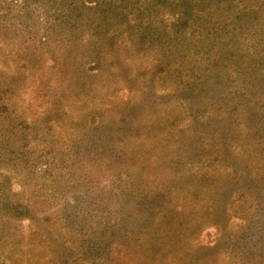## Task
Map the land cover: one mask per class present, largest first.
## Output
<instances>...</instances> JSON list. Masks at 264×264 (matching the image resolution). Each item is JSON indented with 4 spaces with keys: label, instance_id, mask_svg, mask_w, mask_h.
<instances>
[{
    "label": "rangeland",
    "instance_id": "rangeland-1",
    "mask_svg": "<svg viewBox=\"0 0 264 264\" xmlns=\"http://www.w3.org/2000/svg\"><path fill=\"white\" fill-rule=\"evenodd\" d=\"M0 264H264V0H0Z\"/></svg>",
    "mask_w": 264,
    "mask_h": 264
}]
</instances>
